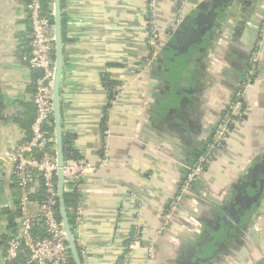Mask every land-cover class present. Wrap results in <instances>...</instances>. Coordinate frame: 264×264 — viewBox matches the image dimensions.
I'll return each mask as SVG.
<instances>
[{"label": "crops", "instance_id": "crops-1", "mask_svg": "<svg viewBox=\"0 0 264 264\" xmlns=\"http://www.w3.org/2000/svg\"><path fill=\"white\" fill-rule=\"evenodd\" d=\"M212 2L63 0L62 126L78 162L93 166L76 192L84 264H118L123 254L125 264H255L264 257V46L225 145L189 179L243 87L264 25V0H226L196 26ZM28 3L0 0V264H11L7 241L22 227L7 153L32 137L36 115ZM107 81L115 82L113 92ZM29 192L36 215L43 179ZM34 233L44 234L41 222ZM21 253L29 254L26 242Z\"/></svg>", "mask_w": 264, "mask_h": 264}, {"label": "built area", "instance_id": "built-area-1", "mask_svg": "<svg viewBox=\"0 0 264 264\" xmlns=\"http://www.w3.org/2000/svg\"><path fill=\"white\" fill-rule=\"evenodd\" d=\"M44 2L45 0H29L27 5V15L31 27L30 53L27 56V62L30 69L36 74L33 95L36 115L32 124V137L7 153V158L15 166L17 185L21 191L19 208L22 227L9 237L6 258L8 261H12L18 257L24 242H26L30 252V262L35 264H71V252L62 220L58 214V163L55 134L46 128L53 119L54 112L55 28L53 12L44 7ZM263 46L264 25L259 27L243 87L233 94L229 105L213 130L205 151L191 166L189 179L192 180L202 175L205 167L225 145L232 127L237 121V116L241 114L242 100L246 89L256 79L259 56ZM92 167L88 163L78 162L73 155L65 157V189L79 193L82 176ZM38 178L43 179V198L40 201L38 213L33 215L28 210V204L31 202L29 186ZM80 209L78 200L76 209L78 214L75 216L74 224L71 225L73 230L80 220ZM38 222H41L43 227L44 235L42 236L34 233ZM138 240V236L135 235L127 248L134 249ZM80 253L83 254L82 251ZM127 255L123 254L118 264H125Z\"/></svg>", "mask_w": 264, "mask_h": 264}, {"label": "water", "instance_id": "water-1", "mask_svg": "<svg viewBox=\"0 0 264 264\" xmlns=\"http://www.w3.org/2000/svg\"><path fill=\"white\" fill-rule=\"evenodd\" d=\"M228 4L226 0H213L212 9L209 10L204 17H197L193 21L196 26H201V23H207L211 18H215L218 14L217 8L223 10ZM54 15V28H55V74L53 83V120L55 125V142L56 154L58 163V191H59V207L63 228L66 233L67 243L71 252V256L75 264H84L83 257L81 256L79 245L76 240L75 232L71 226L67 207L65 202V176H64V142H63V126H62V101H61V85L64 71V52H65V34H64V13H63V0H53L50 8ZM255 264H264V257H262Z\"/></svg>", "mask_w": 264, "mask_h": 264}, {"label": "trees", "instance_id": "trees-1", "mask_svg": "<svg viewBox=\"0 0 264 264\" xmlns=\"http://www.w3.org/2000/svg\"><path fill=\"white\" fill-rule=\"evenodd\" d=\"M52 1L53 0H45L44 7L47 10H49V8H50L49 3H51ZM64 34H65V19H64ZM107 86L110 89H112L111 91H113V88L115 86V82L107 81ZM46 128L51 133H54L55 125H54L53 119L51 120L50 123L47 124ZM72 140H73L72 135H70L69 133H64L63 142H64L65 157H69L70 155H73L74 157H76V155H77L75 149L73 148V145H72L73 141ZM78 197H79V195L75 191H68L67 189H65V202H66L67 213H68V217H69L71 225L74 224V221H75V216H76L75 213H76V209H77V203L79 200ZM58 214H59V218L61 219L60 207H58ZM29 260H30V252L28 255L20 252L18 257H16L15 259H13L10 262H11V264H35L34 262H30ZM71 264H75L73 259H71Z\"/></svg>", "mask_w": 264, "mask_h": 264}, {"label": "rangeland", "instance_id": "rangeland-1", "mask_svg": "<svg viewBox=\"0 0 264 264\" xmlns=\"http://www.w3.org/2000/svg\"><path fill=\"white\" fill-rule=\"evenodd\" d=\"M261 26H263V25H260V27ZM151 31V32H150ZM150 31H149V35H151V42L152 43H157V36H158V34L157 33H154V31L152 30V29H150ZM152 33V34H151ZM247 69H248V67H247ZM115 88H113V90H114ZM113 92V91H112Z\"/></svg>", "mask_w": 264, "mask_h": 264}, {"label": "flooded vegetation", "instance_id": "flooded-vegetation-1", "mask_svg": "<svg viewBox=\"0 0 264 264\" xmlns=\"http://www.w3.org/2000/svg\"><path fill=\"white\" fill-rule=\"evenodd\" d=\"M251 57V56H250ZM249 60H250V58H249ZM248 64H249V61H248ZM248 64H247V67H248ZM246 73V72H245ZM215 128V127H214ZM214 128H213V130H214ZM213 133V132H212ZM209 143V142H208ZM208 143H207V145H208ZM207 147V146H206ZM206 168V167H205ZM205 170V169H204Z\"/></svg>", "mask_w": 264, "mask_h": 264}]
</instances>
